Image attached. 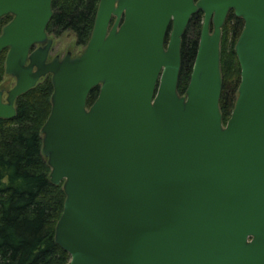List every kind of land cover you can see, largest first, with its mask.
Instances as JSON below:
<instances>
[{
    "label": "water",
    "instance_id": "water-1",
    "mask_svg": "<svg viewBox=\"0 0 264 264\" xmlns=\"http://www.w3.org/2000/svg\"><path fill=\"white\" fill-rule=\"evenodd\" d=\"M51 2L0 0V17L12 15L0 50L15 78L4 99L0 89V118L51 75L42 153L63 182L54 235L69 264H264V0H99L84 51L47 60ZM197 9L199 47L179 95L181 37ZM230 9L244 20L241 79L223 124Z\"/></svg>",
    "mask_w": 264,
    "mask_h": 264
},
{
    "label": "trees",
    "instance_id": "trees-1",
    "mask_svg": "<svg viewBox=\"0 0 264 264\" xmlns=\"http://www.w3.org/2000/svg\"><path fill=\"white\" fill-rule=\"evenodd\" d=\"M98 3L99 0H52V15L45 28L47 34L60 36L69 31L77 45L86 46L94 28ZM203 15L197 9L182 33L176 87L179 95L186 93L190 81ZM11 17V14L0 17V30ZM224 21L219 41L221 93L218 100L223 124L230 118L238 95L241 66L235 43L244 26V20L233 9ZM168 38L169 35L166 42ZM6 52V48L0 50V82L6 75ZM99 89V85L91 88L86 107L98 97ZM52 91L51 75L46 74L15 98L12 118H0V264H69L70 261L54 235L65 201L63 182L51 181V167L42 153L41 127L51 110Z\"/></svg>",
    "mask_w": 264,
    "mask_h": 264
},
{
    "label": "rangeland",
    "instance_id": "rangeland-1",
    "mask_svg": "<svg viewBox=\"0 0 264 264\" xmlns=\"http://www.w3.org/2000/svg\"><path fill=\"white\" fill-rule=\"evenodd\" d=\"M1 30L0 33L2 32ZM48 37L53 40V45L49 51V60L55 58V56L62 58L66 56L67 53H69L71 57H76L84 51L83 49L85 46L76 44V39L72 32L66 31L60 36L48 34ZM4 77L5 78L0 82V89L4 90L3 99L6 96V91L11 89V86L15 83V78L13 76L5 75Z\"/></svg>",
    "mask_w": 264,
    "mask_h": 264
},
{
    "label": "flooded vegetation",
    "instance_id": "flooded-vegetation-1",
    "mask_svg": "<svg viewBox=\"0 0 264 264\" xmlns=\"http://www.w3.org/2000/svg\"><path fill=\"white\" fill-rule=\"evenodd\" d=\"M11 18H12V17H11ZM113 18H115V17H113ZM113 21H114V20H113ZM113 21H112V22H113ZM112 22H111V23H112ZM47 36H48V34H47ZM37 46H38V45H34V48L37 47ZM49 54H50V53H49ZM48 57H49V55H48ZM47 60H49V59H47ZM99 86H100V85H99Z\"/></svg>",
    "mask_w": 264,
    "mask_h": 264
}]
</instances>
